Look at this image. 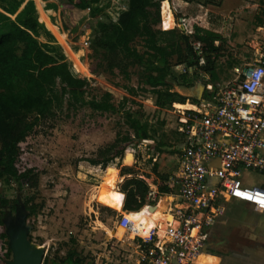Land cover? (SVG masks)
<instances>
[{
    "label": "rangeland",
    "instance_id": "374dc122",
    "mask_svg": "<svg viewBox=\"0 0 264 264\" xmlns=\"http://www.w3.org/2000/svg\"><path fill=\"white\" fill-rule=\"evenodd\" d=\"M29 1L33 3L32 10H29ZM37 1L38 4L42 3V0ZM44 2L49 21L65 34L64 41L84 66V73L74 76L88 81L87 99H99L109 92L117 111L101 114L88 107L77 111L65 108L50 120L41 122L19 145L15 163L19 172L31 170L37 174L38 185L35 189H29L25 187L24 181L9 183L0 180V196L19 200L17 208L6 209L4 217L15 218L23 207L22 197H33L36 213L29 216L25 210L24 215L26 225L30 228L28 240L44 250L41 264H65L64 260L69 254L79 264H137L140 238L134 235L145 233L147 236L149 229L157 227L158 235L163 239L166 224L172 222L171 217L183 205L177 197H172L173 201L169 197H162L150 217L141 214L140 210L137 217L125 214L131 233L121 231L118 220L123 202L118 196L124 197L120 186L131 175L121 177L120 169L128 167L133 174L147 182L149 189L155 180L153 165L169 180L176 172L177 151L182 142L176 131V108L188 106L186 109H191L192 105L198 104L201 82H209L203 76L201 82L191 84L189 78H178L184 75L183 65L179 70L174 69L178 79L170 91L177 99H185L186 103L182 106L173 103L159 108L155 105L154 94L145 86L140 68H130L129 76L125 77L119 70L110 71L105 63L94 59L89 48L91 30L85 26L103 14L116 22L119 14L127 10L129 0H99L85 10L64 9L56 0ZM255 3L258 1L255 0ZM37 6L34 0H0V12H9L7 14L12 20L21 12L28 13L38 24L34 37L62 53L58 40L38 21ZM159 12V29L174 26L173 20L162 24L161 3ZM225 45L223 57L225 63L228 62L227 68L221 70L218 78L207 75L210 81L219 82V85L235 78L237 72L234 68L239 69L243 63L257 58V51H248L253 48L242 49L245 42L229 45L226 41ZM135 46L140 49V41ZM195 99L198 103H192ZM122 103L123 108L120 106ZM126 111L139 116L140 121L147 126L149 139L138 145H124L125 151L121 158L115 159L105 168L83 161L94 159L97 151L113 144L117 135L120 139L126 133L132 134L125 124L123 114ZM250 180L257 185L264 183V178L258 173H252ZM178 190L179 187L175 186L172 193L177 194ZM222 208L221 213L211 214V225L205 228L208 233V254L218 257L220 264L226 261L225 264H264V213L258 217L250 207L240 203L222 204ZM108 209L114 213L111 214ZM147 219L150 222L142 230L141 226ZM2 228L5 231L3 225Z\"/></svg>",
    "mask_w": 264,
    "mask_h": 264
},
{
    "label": "trees",
    "instance_id": "16d2710c",
    "mask_svg": "<svg viewBox=\"0 0 264 264\" xmlns=\"http://www.w3.org/2000/svg\"><path fill=\"white\" fill-rule=\"evenodd\" d=\"M34 1L38 5L35 7L38 21L58 40L62 53L34 37L38 24L28 13L21 12L12 20L9 12H0V180L9 183L24 181L25 187L29 189L37 187L38 175L31 170L19 172L15 163L19 155V145L41 122L50 120L65 108L77 111L79 108L88 107L101 114L117 111L109 92L99 99H87L88 81L74 76L83 74L84 66L64 41L65 34L49 21L44 9V1L48 0H42L41 4ZM56 1L64 9L79 10H85L90 4L99 2ZM162 1L164 0H129L127 10L119 14L116 22L103 14L85 26L91 30L89 48L92 57L105 63L110 71L119 70L125 77L129 76L130 68H140L144 74L145 86L154 94L155 105L159 108L171 106L173 103H186L185 99H177L170 91L178 78H189L191 84L201 82L200 78L207 75L218 78L217 71L221 73L228 63L224 66L217 65V60L223 57L226 43L218 34L197 27L192 34L176 29H159V9ZM29 4V10H32L33 3L29 1ZM170 15L168 3H161L162 24ZM137 41H140V49L135 46ZM182 65L184 75L177 78L174 67ZM201 85L205 93L207 84L201 82ZM192 103H198L197 99ZM120 106L123 108L124 103ZM123 115L132 134L126 133L120 139L117 135L114 143L99 149L94 159L83 161L105 168L115 159L121 158L126 145H138L149 139L147 126L140 121L137 114L126 111ZM120 143L123 145L120 146ZM152 173L159 195H171V189L167 186L168 176L160 174L156 165H153ZM119 175H131L120 186L124 197H118L122 198V202L124 199L122 210L137 217V212L147 204L149 187L128 167H122ZM22 199L23 208L28 215H34L36 206L33 204V197ZM18 203L17 199L0 196V226L3 225L6 209L17 208ZM108 211L114 213L110 209ZM143 236L146 237V234L142 233L141 237ZM72 258L73 255L69 254L64 263L79 264V261H73Z\"/></svg>",
    "mask_w": 264,
    "mask_h": 264
},
{
    "label": "built area",
    "instance_id": "2783aa9c",
    "mask_svg": "<svg viewBox=\"0 0 264 264\" xmlns=\"http://www.w3.org/2000/svg\"><path fill=\"white\" fill-rule=\"evenodd\" d=\"M225 62L220 57L217 65ZM233 70L235 78L220 85L206 76L204 98L191 109L176 108V131L182 142L176 172L167 186L171 192L179 187L172 194L183 207L166 224L163 239L157 227L146 237L134 235L140 238L137 264H194L208 251L205 228L211 225L212 213H221L222 204L240 203L264 213V186L250 181L252 173L264 177V45L256 59ZM158 196L157 187L150 189L147 204L155 205ZM125 217L119 215L118 226L130 234ZM2 229L0 264H5L11 252Z\"/></svg>",
    "mask_w": 264,
    "mask_h": 264
},
{
    "label": "crops",
    "instance_id": "0c3cea01",
    "mask_svg": "<svg viewBox=\"0 0 264 264\" xmlns=\"http://www.w3.org/2000/svg\"><path fill=\"white\" fill-rule=\"evenodd\" d=\"M257 1V4L255 0H164L161 3H168L171 15L168 16L165 23L173 20L174 26L169 27L171 30L176 29L185 32V34H192L194 28L197 27L220 35L229 45H241L245 42L242 49L253 48L248 51H257L258 53L260 47L264 45V0ZM169 28L167 29L170 30ZM179 68L180 66L174 67L177 70ZM261 185L264 186V183ZM151 187L150 189L154 190L157 186L152 183ZM171 195H159L156 204L162 197L170 199L176 197L172 193ZM121 214H127V212L122 210ZM261 214L263 213H257L258 217ZM220 262L218 257L207 252L201 253L195 264H220Z\"/></svg>",
    "mask_w": 264,
    "mask_h": 264
},
{
    "label": "water",
    "instance_id": "95a60500",
    "mask_svg": "<svg viewBox=\"0 0 264 264\" xmlns=\"http://www.w3.org/2000/svg\"><path fill=\"white\" fill-rule=\"evenodd\" d=\"M204 91L202 85L199 87V97ZM13 219L2 220L5 228V235L8 238V246L12 255V259L5 264H41L43 260L44 250L39 248L28 240L30 228L26 225L25 209L21 207Z\"/></svg>",
    "mask_w": 264,
    "mask_h": 264
},
{
    "label": "bare ground",
    "instance_id": "6f19581e",
    "mask_svg": "<svg viewBox=\"0 0 264 264\" xmlns=\"http://www.w3.org/2000/svg\"><path fill=\"white\" fill-rule=\"evenodd\" d=\"M54 2H55V1H54ZM186 107L189 108L188 106H186ZM186 107L184 106V108H181V109H186ZM161 199H162V198H160V200H159V202H158L157 204H159V203L161 202ZM157 204H156V205H157ZM140 211H141V214L145 215L146 217H150V216L152 215V213H154V212L156 211V207H155V206L152 207V206L146 205V206H144ZM149 222H150V219H147V220H146V223H144V224L141 226V229H142V230L145 229V227L148 226ZM39 248H42V247H39ZM197 258H198V257H197ZM197 258L195 259V261L197 260ZM194 264H195V262H194Z\"/></svg>",
    "mask_w": 264,
    "mask_h": 264
}]
</instances>
